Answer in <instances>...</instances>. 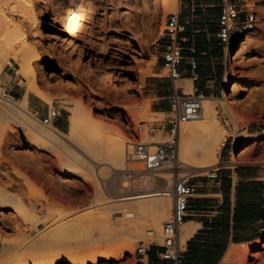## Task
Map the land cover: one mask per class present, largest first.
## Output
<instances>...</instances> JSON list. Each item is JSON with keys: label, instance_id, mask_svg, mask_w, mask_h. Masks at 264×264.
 <instances>
[{"label": "rangeland", "instance_id": "rangeland-1", "mask_svg": "<svg viewBox=\"0 0 264 264\" xmlns=\"http://www.w3.org/2000/svg\"><path fill=\"white\" fill-rule=\"evenodd\" d=\"M24 1L26 7L20 16L32 24L33 30L28 35L39 49L32 53L40 65L39 84L54 98L52 104L45 102L47 110H58L60 118L67 121L68 129L63 133V140L69 149L89 159L95 176L99 171L100 179L92 175H88L87 180L73 176V171L66 168L68 158L59 147L32 145L33 136L17 123V119L1 117L0 192L5 196L0 197V203H11L6 208L0 207V244L3 249L10 250L4 264H51L50 261L59 254L77 261L86 260L84 264H133L139 242L148 230L154 228L141 221L145 228L138 232L137 238L120 234L111 223L113 214L95 207L96 187L101 185L106 194L119 196L132 194L138 189L158 188L164 182L150 177L133 179L127 173L114 171L105 161L98 163L91 154L84 153L78 144L72 143L69 135L72 115L69 108L80 107L83 113L81 126L84 136L89 139L86 136L79 139H98L104 146L123 143L126 147L129 139H143L139 125H143L144 130L148 128L150 133L152 124H163L165 115H150L146 95L155 83L152 71L163 61L166 40L162 39V33L166 18L170 13H177L179 7L155 18L153 0H146V3L144 0H70L73 6L84 7V13L77 31L65 33L56 14L70 3L68 0ZM258 1L257 26L245 33L253 34L248 53L239 57L234 53L232 56L245 34L233 38L229 59L223 62L221 91L214 99L217 122L226 134L218 154L221 168L237 167L246 162L264 163V0ZM15 6L4 4L0 11L7 12L4 10ZM10 59L14 60L10 56L0 58V61ZM108 62H112L114 68ZM0 66V77L9 82L3 64ZM164 74L167 75L166 71ZM227 81H231L233 91L224 96ZM16 83H19L16 89L27 93V81L18 76L10 85ZM228 96L238 102V105L231 106L232 109L225 102H228ZM14 100L17 99L11 102ZM29 114L31 119L44 126L39 116L31 110ZM246 149L249 151L238 159L237 164L230 163L229 152ZM131 167L141 169L142 165L132 164ZM183 168L184 172H191L194 176L206 175V172L195 173ZM39 182L46 188L40 187ZM32 213L38 219L33 221ZM100 217L108 219L104 221L103 234L99 240L90 241V229L81 231L78 227L90 226L94 218ZM45 230L48 243L33 246ZM181 238L186 242L182 235ZM239 248L237 256L228 264H264V238L247 248ZM121 252H124L123 256L117 258ZM53 264L74 263L65 259Z\"/></svg>", "mask_w": 264, "mask_h": 264}, {"label": "bare ground", "instance_id": "bare-ground-1", "mask_svg": "<svg viewBox=\"0 0 264 264\" xmlns=\"http://www.w3.org/2000/svg\"><path fill=\"white\" fill-rule=\"evenodd\" d=\"M153 1L155 4V18L160 15V13L177 9L179 6V0ZM24 2V0H0V6L4 4L17 5L15 6L16 8H7L4 10L7 12H3V10L0 11V58H7L11 56L14 61H17L20 65L17 73L18 76L28 82L27 93L23 98L14 100L12 102L11 100L9 102H0V118L2 117L5 119L14 120L17 119V123H19L21 127H23L31 136H33L32 145L36 147H41L46 144L59 147V149L68 158V164H66V168L73 171V176L87 180L88 175H92L94 178L100 179L99 171L95 176L91 166L92 163L89 161V159L87 160L86 157H83L82 155L69 149L68 144L63 140L65 136L62 132H60L54 126H40L29 116L31 114H29L30 109L28 107V94H34L47 104H52L54 98L50 97L46 92H44L39 84V72L41 71L39 69L40 65L36 62L37 59L32 56V53L35 51V49H38V46L30 40L28 35V32H32L33 30L32 24L28 22L27 18L20 16V13H22L23 9L26 7V2L25 4ZM68 2H70V0H68ZM144 2L146 3V0H144ZM72 4L73 1L68 4L66 3L65 5L63 4L64 6L62 7V10L60 12L56 11V15L62 23V31L65 33H74L77 31L84 13V7L80 5L73 6ZM14 21L16 24H13ZM4 27H6V29L3 31ZM252 35V33L245 34L239 40L235 50L237 52H233L232 56L234 53H236V57L246 55L248 53V44ZM60 44L62 45V43ZM63 47L64 46H62V48ZM108 63V65L114 68V64L112 62ZM232 91L231 81H227L223 92L224 96H227ZM227 99L228 102H225L229 109H232V105H238L237 100L232 96H228ZM214 103L215 102L213 99L206 98L203 101V113L201 118L196 121L182 122L179 127V160L184 164L185 168L192 170L195 173L206 172L213 166L218 165V154L226 137L224 130L221 129L219 123L217 122L218 111L216 110ZM69 109L72 114L70 117L69 135L73 140V144H78L82 148V151L84 150V153L91 154L98 160V163L105 161L114 171L124 172L123 174H129L127 172L129 169H135L131 166L127 168V165H124L126 163L123 161V157L125 156V145H123V143L114 147H110L109 145H102L98 139H90L91 141H81L79 138L86 136H84L83 128L81 126V120L83 118V113L81 112L82 110L80 107ZM77 138L80 141L77 140ZM86 138L88 137L86 136ZM143 139L152 143L162 142H155V139L149 136L148 128L143 131ZM131 142H134L133 139H129V141H127V143ZM127 143L125 149L127 148ZM247 151H249V149L238 153H232L230 163L237 164L238 159L245 156ZM95 195L97 201L95 207L102 210L105 209V211L107 210L109 215L112 213L114 219L113 222H111L112 225H115L114 227L117 228L120 234L122 233L126 236H130L131 238H137L138 232L144 231L145 226L141 221L148 222V226L154 228L153 230L159 229V227L162 229L163 225L169 220V218H171L172 215L171 195L170 193H166L165 191L159 189L153 191L137 190L132 194L114 196L111 194H106V190L101 188V185L100 187L98 185L96 187ZM4 196L5 195L3 192H0V197ZM7 204L11 203H0V207L6 208L8 207L6 206ZM31 216L33 219L31 217L30 218L33 221L34 219H38L34 213H32ZM105 220L108 219L106 217L94 218L92 224L90 223V226L84 225L82 227L79 226L78 228L81 231L90 229V241L99 240L103 234L102 229H104L103 224ZM182 228L183 230L181 235L185 240H188L197 227L183 226ZM46 237L47 231L41 237L35 240L33 246L44 245L48 243ZM240 246L247 248L248 244L233 246L228 251L222 264H228L227 262L229 260L237 256ZM3 252L4 253L0 259V264H4L10 256L9 249H6ZM123 254L124 252H121L116 257L121 258ZM65 259L73 262L74 264H84L86 262V260L77 261L73 258H65V256L62 254H59L56 255V257L52 259L50 263H60Z\"/></svg>", "mask_w": 264, "mask_h": 264}, {"label": "crops", "instance_id": "crops-1", "mask_svg": "<svg viewBox=\"0 0 264 264\" xmlns=\"http://www.w3.org/2000/svg\"><path fill=\"white\" fill-rule=\"evenodd\" d=\"M178 7L180 21L185 28L180 35L184 55L181 78L177 81L169 79L164 74L162 60L160 67L153 69L155 83L146 95L151 116L167 117L175 89L191 94L194 88H198L206 98L213 100L221 91L225 49L217 37L220 1L179 0ZM167 43L163 45V55ZM192 48L196 50L194 57L198 65L194 73L189 66ZM5 75L10 77L9 73ZM9 89L15 99L26 95L15 86L9 85ZM28 107L40 117L47 114V104L33 94H28ZM53 126L62 133L68 129L67 121L62 118L56 119ZM169 134L167 120L163 124L151 125V138L164 141ZM218 176V180H210L205 175L192 180L196 192L189 201V214L184 226L197 228L186 240V264H222L233 246L249 245L262 239L258 227L264 223V163L246 162L237 167H224ZM39 186L46 188L42 182ZM5 250L0 244V259ZM157 251L158 248H152L147 256L135 254L133 264H159Z\"/></svg>", "mask_w": 264, "mask_h": 264}, {"label": "built area", "instance_id": "built-area-1", "mask_svg": "<svg viewBox=\"0 0 264 264\" xmlns=\"http://www.w3.org/2000/svg\"><path fill=\"white\" fill-rule=\"evenodd\" d=\"M220 13L217 20L219 27L218 40L225 49L224 60L229 59L230 43L233 38H238L245 33L253 31L257 26L258 0H219ZM184 26L180 21L179 12L170 13L165 22V29L162 39L168 43L164 49L163 61L167 76L172 81L181 78L180 67L184 61L181 33ZM238 32L235 36L234 33ZM191 57L189 66L191 71L196 72L198 65L194 57L195 48L190 50ZM3 71L9 73L10 81L7 82L0 77V100L10 101L15 99L9 89L12 80L18 77V64L14 60L1 62ZM19 83L15 84L18 87ZM205 95L198 88H194L191 94L183 93L175 89L171 98L170 111L166 117L170 127V134L166 141L151 143L143 139L127 143L125 149V163L127 168L132 164H141V169H129L127 172L133 179L150 177L162 180L164 185L151 190H162L170 193L172 198V215L160 232L148 230L145 238L139 242L136 254L147 256L152 248H158L156 253L159 264H186L188 246L181 238V228L184 226L189 214V201L196 192L192 180L200 177L194 176L191 172H184L181 169L184 164L179 160V127L182 122L196 121L203 113V101ZM38 116V115H36ZM41 123L46 126H53L60 113L56 109L49 108L46 116H42ZM143 125H139V131L143 132ZM234 149V147L232 148ZM233 152H229L231 156ZM220 165L206 171V177L210 180H218ZM169 176V179L164 177ZM260 238H264V223L258 227Z\"/></svg>", "mask_w": 264, "mask_h": 264}, {"label": "trees", "instance_id": "trees-1", "mask_svg": "<svg viewBox=\"0 0 264 264\" xmlns=\"http://www.w3.org/2000/svg\"><path fill=\"white\" fill-rule=\"evenodd\" d=\"M16 99H18V98H16Z\"/></svg>", "mask_w": 264, "mask_h": 264}, {"label": "water", "instance_id": "water-1", "mask_svg": "<svg viewBox=\"0 0 264 264\" xmlns=\"http://www.w3.org/2000/svg\"><path fill=\"white\" fill-rule=\"evenodd\" d=\"M238 44V43H237Z\"/></svg>", "mask_w": 264, "mask_h": 264}]
</instances>
